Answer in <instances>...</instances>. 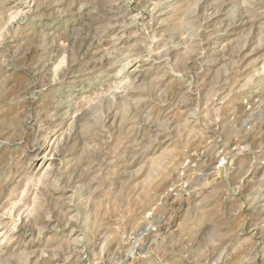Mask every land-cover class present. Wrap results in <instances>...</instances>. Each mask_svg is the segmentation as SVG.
Instances as JSON below:
<instances>
[{
  "label": "rangeland",
  "instance_id": "obj_1",
  "mask_svg": "<svg viewBox=\"0 0 264 264\" xmlns=\"http://www.w3.org/2000/svg\"><path fill=\"white\" fill-rule=\"evenodd\" d=\"M0 264H264V0H0Z\"/></svg>",
  "mask_w": 264,
  "mask_h": 264
}]
</instances>
